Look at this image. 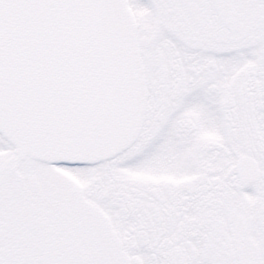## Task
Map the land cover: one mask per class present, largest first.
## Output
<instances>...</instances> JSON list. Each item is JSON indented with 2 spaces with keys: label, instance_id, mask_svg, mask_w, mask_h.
Masks as SVG:
<instances>
[{
  "label": "snow or ice",
  "instance_id": "obj_1",
  "mask_svg": "<svg viewBox=\"0 0 264 264\" xmlns=\"http://www.w3.org/2000/svg\"><path fill=\"white\" fill-rule=\"evenodd\" d=\"M0 264H264V0H0Z\"/></svg>",
  "mask_w": 264,
  "mask_h": 264
}]
</instances>
